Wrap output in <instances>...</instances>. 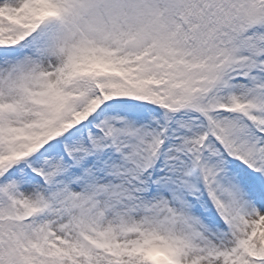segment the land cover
I'll list each match as a JSON object with an SVG mask.
<instances>
[{"label":"snow or ice","instance_id":"1","mask_svg":"<svg viewBox=\"0 0 264 264\" xmlns=\"http://www.w3.org/2000/svg\"><path fill=\"white\" fill-rule=\"evenodd\" d=\"M0 264H264V0H0Z\"/></svg>","mask_w":264,"mask_h":264}]
</instances>
